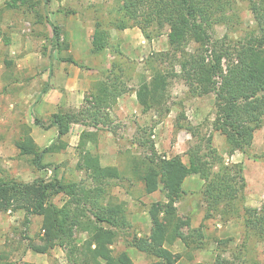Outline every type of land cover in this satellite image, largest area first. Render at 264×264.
<instances>
[{"label":"trees","instance_id":"obj_1","mask_svg":"<svg viewBox=\"0 0 264 264\" xmlns=\"http://www.w3.org/2000/svg\"><path fill=\"white\" fill-rule=\"evenodd\" d=\"M27 1L11 0L8 5L18 8ZM136 3L137 0H123L116 9L118 16L111 22L113 27L124 30L139 26L147 38L151 37L149 26L169 27V50L152 55L149 59L151 73L141 76L136 90L142 113L155 110L160 117L167 116L171 112V79L179 77L193 97L215 94V125L226 137L229 156L240 151L254 160L264 158V153H251L255 132L264 125V0H250L257 27L236 42L215 35V27L226 24L231 18L229 10L235 9L231 0H146L142 15ZM40 21L44 23L43 18ZM47 22L52 26L53 45L58 49L66 48L60 42L56 25L49 19ZM191 41L196 48L189 52L186 46ZM5 43L9 45L10 39L5 38ZM91 43L94 56L112 48L122 53L112 43L109 30L100 22L95 25ZM169 58L177 61L179 70L155 65L156 62L165 63ZM65 60L84 67L71 56ZM4 64L9 69L14 60L7 56ZM109 71L102 70L103 77L93 83L81 108L54 113L48 124L35 119L42 127H57V141L60 143L50 148L66 147L62 137L70 132L73 124L87 127L77 145L80 159L76 165V169L86 173L85 179L67 181L55 176L27 182L0 176V212L24 210L28 221L30 216H41V239L46 250L59 246L67 252L70 264H133L128 251L116 252L113 248L117 241L114 228L126 227L129 222L126 202H118L110 193L111 182L121 179L122 171L116 165L104 164L99 152L88 146L98 141L99 131L116 134L111 126L110 110L127 90L120 87L121 77L117 74L112 76ZM182 128L204 142L198 148L189 147V163H185L180 155H162L154 143L146 141L140 143L148 144L150 151L144 156L134 157L130 165V173L142 182L145 194L153 193L160 189L161 184L164 185L166 200L154 201L149 207L152 220L150 234L134 235L131 241L132 246L156 258L151 264L177 263L182 254L174 253L167 244L173 245L181 239L190 246L189 234L182 230L186 220L178 213L177 206L185 193L183 184L188 176L198 174L204 179L203 194L213 210L225 202L244 198L247 186L243 166L225 162L214 146L212 134L203 136L199 126L191 122ZM17 147L22 155L32 157L31 162L37 170L46 167L43 157L50 148L42 149L28 131L23 139L18 140ZM3 170L0 156L1 174ZM59 195L67 197L62 205L54 201ZM106 197L108 200L105 202ZM243 209L248 235L252 232L264 238V204L261 208L245 205ZM80 231L87 232V238L78 244L76 233ZM195 232L197 236H203L201 230L196 229ZM0 264L11 263L0 256ZM214 264L232 262L218 254Z\"/></svg>","mask_w":264,"mask_h":264},{"label":"rangeland","instance_id":"obj_2","mask_svg":"<svg viewBox=\"0 0 264 264\" xmlns=\"http://www.w3.org/2000/svg\"><path fill=\"white\" fill-rule=\"evenodd\" d=\"M9 1L11 0H0V65H3L5 57H9L11 49L19 50V54L24 51L29 52L39 58L50 46L55 47L52 26L47 22L48 19L58 28L60 42L66 45V48L62 49L66 50L70 48L71 31L76 32V35L73 34L75 38L80 35L76 27L84 26L86 34L89 29L94 33L96 23H102L103 27L109 30L112 43L118 46L122 53L112 48L95 56L103 55L105 58L107 64L103 67V72L107 69L112 76L117 74L121 77L120 87L127 90L124 94L133 93L138 89L142 75H150L149 59L154 53L169 50V27L158 28L153 24L148 27L151 37L147 38L139 26H131L127 29L134 30L133 36H121L123 30L116 29L111 22L118 16L116 9L123 0H28L18 8L9 7ZM231 1L235 6L234 10H229L231 18L226 24L215 27V35L217 38L236 42L257 27V20L250 8V0ZM136 5L142 15L146 0H137ZM41 18L44 19V23L40 21ZM92 35L90 33L88 38L90 42ZM5 38L10 39L9 45L5 43ZM122 42H125L123 49ZM195 48L196 44L191 41L186 46V51L192 52ZM91 50L90 59L93 54ZM78 61L83 64V68H91V65ZM155 65L179 70L177 61L170 58L166 59L165 63L156 62ZM41 75L39 67H32L26 70L24 78L27 82H39ZM4 76L6 78L8 75L5 73ZM12 77H8L6 81ZM122 96L123 94L118 98L116 106L110 110L113 120L111 126L116 130V134L106 130L99 131L98 141L89 146L90 148L93 146V150L99 152L104 164L118 166L123 174L121 179L111 182L110 193L118 202L120 200L126 202L129 222L126 227L114 228L117 233L114 250L128 251L133 264H151L156 261L152 255L132 246L131 241L134 235L150 234L152 220L149 207L154 201L166 200L164 185L161 184L160 189L153 193L145 194L142 182L130 173V165L134 157L144 156L150 151L148 144L140 143L146 141L154 143L155 148L162 155L168 157L180 155L186 163H189L187 153L189 147L198 148L204 144L182 128L191 122L199 126L203 136L212 134L214 146L225 158L226 163H238L243 166L247 186L244 198L225 202L213 210L203 194L204 179L198 174L190 175L185 179L183 184L185 193L177 206L178 213L186 220L182 230L185 234H189L190 246L185 245L181 239L173 245H166L174 253L182 254L175 264H214L218 254H221L222 258L229 259L232 264H264V238L252 232L248 235L243 218L245 205L261 208L264 204V158L254 160L240 151H236L234 157L228 155L226 137L215 125L217 111L215 94L193 97L183 80L173 77L169 97L171 112L164 117H160L155 110L142 113L140 105L141 113L138 114L133 102L129 101V95L126 94L127 97H124L125 103H128L126 106L120 102ZM24 126L22 129L26 134L27 131L29 133L28 125L24 124ZM59 143L56 140L53 144L59 145ZM62 149L55 146L48 152L60 155ZM74 153L76 154L74 160L62 157L45 164L46 167L41 170V177H38V171L35 172L37 177L23 175L29 166H3L4 170L0 176L17 177L27 182L37 178L51 179L55 176L67 181L85 179L86 173L76 169L80 159L77 147ZM251 153L257 155L264 153V125L255 132ZM66 198L64 195H59L54 201L62 205ZM106 198L105 202L108 200V197ZM24 214V210L0 212V256L11 264L22 262L70 264L67 252L59 246L46 250L45 243L41 239L42 217L30 216L28 221ZM196 229L201 230L203 236H197ZM86 238L87 232L76 233V243L81 244Z\"/></svg>","mask_w":264,"mask_h":264},{"label":"crops","instance_id":"obj_3","mask_svg":"<svg viewBox=\"0 0 264 264\" xmlns=\"http://www.w3.org/2000/svg\"><path fill=\"white\" fill-rule=\"evenodd\" d=\"M76 28L80 35L75 38L73 34L76 35V32L71 31L68 50L50 46L45 53L37 58L29 52L24 51L19 54V50L11 49L9 59L14 60L13 67L7 69L4 61L3 65H0V156L4 167L29 166L23 175L41 177L42 169L37 170L31 162L32 157L22 155L17 147L18 140L23 139L26 135L25 130L22 129L25 127L24 124L28 125L29 134L42 149L50 147L58 138L57 127H42L36 123L35 119L38 118L48 124L54 113L81 108L93 83L103 77L102 70L107 64L105 58L103 55L100 57L91 55L90 59L89 55L92 45L88 38L90 33L92 35L93 30L89 29L88 31L91 30V32L87 31L86 34L84 26ZM122 33L121 36L132 37L134 30L125 29ZM124 45L125 42H122V49ZM65 53L69 54L65 55ZM70 54L71 57L81 60L85 65H91V68H81L66 61L65 58ZM32 67H39L42 72L39 82H27L24 78L26 70ZM5 73L8 75L7 77L13 75V79L9 78V81H6L8 78H5L3 80ZM126 94L129 95V101L133 102L137 113L140 114L136 90ZM126 94H123V98L120 99V102L125 106L128 105L124 98ZM3 107L4 111H2ZM86 128L83 124H73L70 132L62 137L66 144L65 149L60 147L63 152L60 155L47 152L43 157V163L47 164L62 159V157L74 160L75 148L79 143L81 133ZM234 156L235 154L232 157ZM36 171L38 172L35 176Z\"/></svg>","mask_w":264,"mask_h":264}]
</instances>
